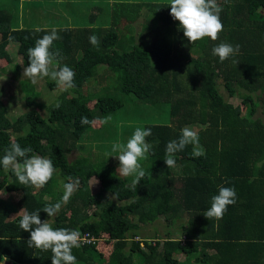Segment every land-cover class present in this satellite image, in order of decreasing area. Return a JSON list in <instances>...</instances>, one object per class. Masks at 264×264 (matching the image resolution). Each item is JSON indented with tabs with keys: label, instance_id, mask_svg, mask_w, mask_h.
<instances>
[{
	"label": "trees",
	"instance_id": "trees-1",
	"mask_svg": "<svg viewBox=\"0 0 264 264\" xmlns=\"http://www.w3.org/2000/svg\"><path fill=\"white\" fill-rule=\"evenodd\" d=\"M56 2L18 0L20 10L0 9V62L11 64L7 48L16 44L28 67L27 50L55 28L61 38L52 50L76 74V87L63 90L46 107L47 116L38 109L44 105L27 98L28 111L10 120L0 101V158L15 142L30 145L56 168L36 188L20 185L0 166V192L17 197L10 203L0 196V264H51L50 251L28 247L30 233L19 228L16 215L24 207L32 212L60 201L68 177L79 187L49 220L54 228L78 229L95 240L73 249L78 264H137L140 255L142 264H264V0H218V40L193 44L171 17L169 0H98L86 15L63 20L54 11L53 25H41L47 15L41 3ZM139 19L148 28L135 38L131 22ZM91 35L99 37V49L90 44ZM220 42L239 45V54L220 62L212 54ZM102 73L100 94L85 96L82 87ZM233 98L240 102L232 104ZM109 114L108 123L97 119ZM82 116L94 123L82 126ZM185 126L198 132L205 154L193 157L188 145L169 169L166 145ZM136 127L152 129L147 141L153 150L139 161L147 175L134 189L131 177L113 173L119 153L111 145L126 143ZM91 179L100 185L96 193ZM219 186L234 187L237 201L222 218L208 220L203 214ZM40 217L48 219L43 211ZM159 219L177 225L178 232L139 237L141 226Z\"/></svg>",
	"mask_w": 264,
	"mask_h": 264
},
{
	"label": "clouds",
	"instance_id": "clouds-1",
	"mask_svg": "<svg viewBox=\"0 0 264 264\" xmlns=\"http://www.w3.org/2000/svg\"><path fill=\"white\" fill-rule=\"evenodd\" d=\"M169 6L171 17L174 21L179 22L183 36L190 44L206 37L212 41L218 40L219 34L223 31L221 20L223 8L219 5L218 0H169ZM36 31L39 32L41 29L37 28ZM60 38L57 29L53 28L48 34L35 41L34 47L27 50L29 66L24 68L23 77L28 78L33 84L38 80L49 78L55 82L59 89L64 91L76 87L74 70L61 64L63 56L59 50H52L54 41ZM89 42L99 49L100 39L98 36L91 35ZM212 54L217 56L220 62H224L239 54V45L233 46L227 42H220L213 47ZM235 62L233 60V63ZM59 107L60 104L57 103L56 108ZM97 119L102 123H108L112 116L109 114ZM80 123L84 126L90 125L94 121L82 116ZM150 136H152L150 127H136L126 143L116 142L111 145V151L119 153L116 157L119 160L116 170L118 175L125 178L131 177V187L134 189H137L140 181L147 175L139 161L146 160L148 154L153 150V144L147 141ZM188 145L193 146V157L198 158L205 154L199 143L198 132L191 126H185L181 129L180 137L166 145L164 162L169 169L176 166V154L183 151ZM0 166L6 171L11 170L19 184L26 187L43 188L56 173V168L50 158L36 154L30 145L22 147L15 142L4 150V155L0 158ZM62 186L63 196L57 203L45 205L42 209L32 212L24 207L16 216L20 217L19 228L30 233V239L27 241L28 247L50 251L52 254L51 264H78L73 249L81 247L84 239L81 231L54 228L49 220L61 210L64 204L70 201L79 187V181L68 177L67 182ZM236 201L237 193L234 187L219 186L218 194L212 196L211 205L203 215L208 220L220 219L226 213L228 206L234 205ZM41 211L47 214L48 219L41 220ZM3 239L4 237H0V240ZM4 259L7 261L8 258L4 257Z\"/></svg>",
	"mask_w": 264,
	"mask_h": 264
},
{
	"label": "rangeland",
	"instance_id": "rangeland-1",
	"mask_svg": "<svg viewBox=\"0 0 264 264\" xmlns=\"http://www.w3.org/2000/svg\"><path fill=\"white\" fill-rule=\"evenodd\" d=\"M110 1V0H109ZM121 1V0H118ZM98 0H57L55 4H42V6L46 9V19L45 22L41 23L44 25L52 26L54 23L53 14L57 12L59 17H62L63 20L65 18H69L71 14L74 15H86L87 12H89L91 7L96 4ZM60 4H63L60 6ZM23 3H18V0H0V9L6 8L10 9L11 11H14L16 7L23 6ZM16 11V10H15ZM55 11V12H54ZM262 13L264 14V9H262ZM38 23V24H40ZM131 26L134 27V30L132 34L136 38L137 35L148 28L145 21L142 22V19L135 20L131 22ZM123 27V25H121ZM120 27V29H121ZM77 28L78 25H77ZM120 33L121 30H118ZM131 39V43L134 41V37ZM7 51L10 53L12 57L11 64H7L6 62H0V67H5L6 72L0 73V101L4 103V105L7 108V116L10 120H15L19 115H22L26 111H28L26 99L32 98L34 102H39L40 104L44 105L42 107H38V109L42 112L44 116H47V110L46 107L56 99V97L62 93L63 90L56 87V89H50L48 87V81L44 78L42 80H38L37 83L33 84L28 78L23 77V62L21 58L17 55V45L16 44H10L7 48ZM15 65H18L20 67L19 71H14L16 68ZM4 68V69H5ZM4 71V70H3ZM103 74V73H102ZM98 75L94 79H92L89 83L85 84L82 87V93L86 95L91 94H100V90L103 86H105V76L104 74ZM25 80H29L26 82ZM101 87V88H100ZM27 89L32 92L31 94L27 92ZM27 92V93H25ZM27 94L29 96H27ZM38 96H37V95ZM36 95V96H35ZM230 102L234 105H237L240 102V99H231ZM89 106L94 110L96 108V100L93 98L89 102ZM117 168L113 169V173L117 174ZM176 186L179 187L180 184L176 183ZM63 187V186H61ZM99 183L95 179L90 180V188L92 193H96L99 190ZM63 193V188L60 189ZM0 195H3L2 192H0ZM5 200L7 202H13L17 200V197L12 194H7L4 196ZM175 225L173 228L169 227L167 224L164 223L163 219H159L156 223H154L151 226H141V233L139 235L140 238L150 239V237H156L158 235L161 238L166 237L167 231L170 233L178 232L176 231ZM180 231V230H179ZM103 248V247H102ZM106 247L103 248V251L105 252ZM178 259L180 261L184 260L183 256H178ZM143 256H139L137 260V264H142ZM183 264H194L193 262H183Z\"/></svg>",
	"mask_w": 264,
	"mask_h": 264
},
{
	"label": "built area",
	"instance_id": "built-area-1",
	"mask_svg": "<svg viewBox=\"0 0 264 264\" xmlns=\"http://www.w3.org/2000/svg\"><path fill=\"white\" fill-rule=\"evenodd\" d=\"M84 237L82 244L84 243H94L93 237H90L88 234L82 235Z\"/></svg>",
	"mask_w": 264,
	"mask_h": 264
}]
</instances>
